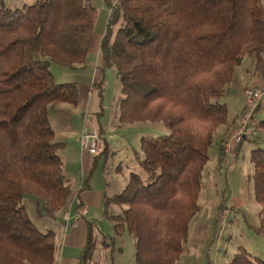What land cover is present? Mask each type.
Here are the masks:
<instances>
[{
	"label": "trees",
	"instance_id": "obj_1",
	"mask_svg": "<svg viewBox=\"0 0 264 264\" xmlns=\"http://www.w3.org/2000/svg\"><path fill=\"white\" fill-rule=\"evenodd\" d=\"M104 1L102 71L114 69L121 80L119 120L161 121L171 130L142 137L137 154L144 174L130 171L111 198L125 207L106 217L136 237L135 264H177L201 210L209 150L229 122L220 99L246 55L264 74V0ZM98 15L91 0H36L16 8L0 0V264H56V234L35 225L24 199H41L57 214L72 195L50 109L77 106L79 84L57 82L49 65L87 66ZM261 108L251 127L264 131ZM102 129L99 122L101 136ZM251 160L262 206L254 229L264 237V148L253 149ZM87 227L78 264H91L98 246L95 225ZM230 264H264V258L240 247Z\"/></svg>",
	"mask_w": 264,
	"mask_h": 264
},
{
	"label": "rangeland",
	"instance_id": "obj_2",
	"mask_svg": "<svg viewBox=\"0 0 264 264\" xmlns=\"http://www.w3.org/2000/svg\"><path fill=\"white\" fill-rule=\"evenodd\" d=\"M34 1L36 0H6L8 6L12 8ZM91 2L97 7L98 12L103 9L109 10L104 0H91ZM99 36L96 32L93 42L99 41ZM49 67L59 83L77 82L81 86L90 82L91 74L88 69H70L53 62ZM106 72V80L103 84L97 85L96 89L101 92L103 99L104 113L100 112L98 115L103 128L102 137L110 147L107 154H99L96 164L101 166L106 164L104 172L106 171V175L109 173V176L105 175V177L112 185L108 187V195L104 197L102 204V212L107 215L121 213L125 207L112 201L111 198L121 192L127 184L130 171L144 174L137 154V152L142 154V137L167 135L171 130L161 121L121 122L119 115L120 99L123 96L122 83L114 69ZM263 80L262 68L255 66L254 56L246 55L238 68L237 77L220 100L233 106L235 98L240 101L244 98L247 88L262 89L264 92ZM258 85L262 86L258 87ZM66 104L64 105L71 110L76 109L69 103ZM259 104L262 108L257 115V122L264 120V95ZM59 106H62L61 103L51 107L50 120L56 132L55 141L63 143L59 154L65 168L68 169L70 164H76V160L79 162L82 152L79 143L67 137V127L61 121L63 113ZM73 113L76 115L73 117L76 127L84 125L82 111ZM238 123L239 120L235 128ZM97 129L99 130V127ZM252 130L255 134L240 144V149L238 147L240 151L237 149L238 155L233 158L229 170L227 168L225 171L223 170L225 153L220 157V132L216 131L215 143L209 150L210 161L204 170V187L200 194L201 210L190 224L189 239L177 264H230L240 247L246 248L252 256L264 258V237L257 234L254 229L261 223L262 206L255 196L254 165L251 160L253 149L264 148V131H259L254 126ZM30 197L34 196H26L24 202L35 225L43 232L58 233L60 227H64V222L59 219L61 215L51 212L41 199L34 201L36 197L33 198L34 200ZM82 223H84L83 219ZM115 224V221L104 215L99 216L96 230L98 246L91 264H135L136 237L126 227L117 230ZM104 241L111 244L109 248L103 245ZM113 249L115 252H112Z\"/></svg>",
	"mask_w": 264,
	"mask_h": 264
},
{
	"label": "crops",
	"instance_id": "obj_3",
	"mask_svg": "<svg viewBox=\"0 0 264 264\" xmlns=\"http://www.w3.org/2000/svg\"><path fill=\"white\" fill-rule=\"evenodd\" d=\"M108 17L109 10L103 9L99 12L97 19L98 22L94 30V34L97 32L100 35L99 41L96 40V42H93V34L87 66L83 68V70L88 69L87 71H90V82L81 86L79 85V103L77 106L72 105L76 109L71 110L68 106H65L67 105L66 103H61L62 106H59L60 111L63 113L61 114V121L65 123L67 127V137L73 141L76 140L79 143L78 145L81 149L82 155L81 159H78L79 162L76 160V164H70L68 169L66 168L68 177L71 179V182L73 181V192L66 206L67 208L57 213L61 215L59 219L64 222V227H60V230L56 233L58 235H56V264H78L79 256L87 240L88 222L95 225L96 232L99 225V216L104 215V217H106L104 211L102 212V204L104 202V197L108 195V187L112 186L109 180L105 177L106 171L104 172V170L106 164L105 166H101V164H93L94 156L84 150L81 138L87 127H99L98 115L102 111L104 113L101 92L96 89V87L99 84H103L106 80L107 72L102 71L103 61L100 42L106 30ZM240 77L243 78L242 76ZM262 82H264V80ZM261 86L262 85H258V87ZM237 99L238 98H235L233 106L228 105L229 122L217 130L220 132V142H224L226 137L236 127L244 108L245 92L243 98L244 101L243 99L241 101ZM75 111H82L84 125L76 127L75 120L73 119V117L76 116L73 113ZM69 135H72L73 137ZM253 135L254 133L245 139L253 137ZM109 147V143L105 141V148H107L108 151ZM239 151L236 155H238ZM107 175L109 176V173H107ZM86 179L88 180L87 186L85 183ZM30 199L34 200L33 198ZM34 201L37 200L35 199ZM32 204L36 207L34 202H32ZM82 219L84 223H82Z\"/></svg>",
	"mask_w": 264,
	"mask_h": 264
},
{
	"label": "built area",
	"instance_id": "obj_4",
	"mask_svg": "<svg viewBox=\"0 0 264 264\" xmlns=\"http://www.w3.org/2000/svg\"><path fill=\"white\" fill-rule=\"evenodd\" d=\"M245 92V106L240 115L238 126L224 142V171L227 168L229 170L242 141L253 134L251 127L252 116L264 95L263 90L257 88H247ZM81 142L84 150L92 155L99 154L105 148V142L96 127H87L82 135Z\"/></svg>",
	"mask_w": 264,
	"mask_h": 264
},
{
	"label": "bare ground",
	"instance_id": "obj_5",
	"mask_svg": "<svg viewBox=\"0 0 264 264\" xmlns=\"http://www.w3.org/2000/svg\"><path fill=\"white\" fill-rule=\"evenodd\" d=\"M243 141H244V140H243ZM243 141H242V142H243Z\"/></svg>",
	"mask_w": 264,
	"mask_h": 264
}]
</instances>
